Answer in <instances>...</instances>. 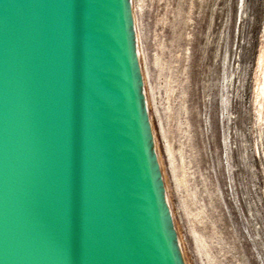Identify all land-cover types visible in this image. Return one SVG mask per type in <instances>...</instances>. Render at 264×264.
<instances>
[{
  "label": "water",
  "instance_id": "obj_1",
  "mask_svg": "<svg viewBox=\"0 0 264 264\" xmlns=\"http://www.w3.org/2000/svg\"><path fill=\"white\" fill-rule=\"evenodd\" d=\"M0 264H185L132 0H0Z\"/></svg>",
  "mask_w": 264,
  "mask_h": 264
},
{
  "label": "rangeland",
  "instance_id": "obj_2",
  "mask_svg": "<svg viewBox=\"0 0 264 264\" xmlns=\"http://www.w3.org/2000/svg\"><path fill=\"white\" fill-rule=\"evenodd\" d=\"M185 264H264V0H132Z\"/></svg>",
  "mask_w": 264,
  "mask_h": 264
},
{
  "label": "bare ground",
  "instance_id": "obj_3",
  "mask_svg": "<svg viewBox=\"0 0 264 264\" xmlns=\"http://www.w3.org/2000/svg\"><path fill=\"white\" fill-rule=\"evenodd\" d=\"M137 42H138V38H137ZM138 50H139V45H138Z\"/></svg>",
  "mask_w": 264,
  "mask_h": 264
}]
</instances>
